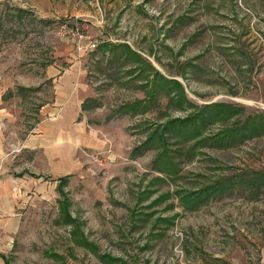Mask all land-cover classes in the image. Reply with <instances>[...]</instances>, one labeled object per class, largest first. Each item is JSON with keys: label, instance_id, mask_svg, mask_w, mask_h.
Masks as SVG:
<instances>
[{"label": "rangeland", "instance_id": "374dc122", "mask_svg": "<svg viewBox=\"0 0 264 264\" xmlns=\"http://www.w3.org/2000/svg\"><path fill=\"white\" fill-rule=\"evenodd\" d=\"M15 7L27 11L21 21L10 15ZM107 41L128 44L142 61L123 63ZM0 69L13 85L19 140L40 141L55 98H90L70 125L81 123L84 141L68 144L66 158L48 160L39 146L15 158L13 173L28 166L32 187L4 264H264V192L234 189L197 208L182 200L238 168L264 170V134L191 156L183 150L195 139L170 138L176 165L166 173L153 164L158 148L131 154L152 130L193 111L171 103L173 87L155 84L156 71L179 81L197 108L243 105L241 118L264 110V0H0ZM153 87L147 110L121 108Z\"/></svg>", "mask_w": 264, "mask_h": 264}, {"label": "trees", "instance_id": "16d2710c", "mask_svg": "<svg viewBox=\"0 0 264 264\" xmlns=\"http://www.w3.org/2000/svg\"><path fill=\"white\" fill-rule=\"evenodd\" d=\"M14 13L17 20L21 21L27 11L20 7L14 8ZM103 48H107L112 55L123 63L140 62L142 57L134 51L126 43L113 44L109 41L102 44ZM137 70L135 65L128 68V72ZM155 84L162 80L165 84L171 83L168 87H173V95L171 103L178 108H183V103L187 102L189 107H192V112L184 117H174L163 123L159 128L152 130L146 138L137 145L131 152L132 156L140 154L142 150L150 148H158V152L153 160V164L157 171L166 173L173 168L176 163L173 160V154L167 147L168 140L175 138L177 141L187 143V140L195 139L194 143L188 145L186 150H183L184 155H192L194 150H199L205 146L229 147L241 145L246 140L259 137L264 134V110L249 113L241 118L245 109L243 105L215 102L204 104L201 107H196L191 102L187 101L184 94V89L181 83L175 79H168L161 73L156 71ZM20 89V88H18ZM35 90V88H32ZM155 87L151 89L150 95L146 100L133 101L124 103L121 107L124 111L136 112L139 106H142L143 111L149 108L153 101ZM171 91V90H169ZM90 98H86L82 103V109ZM219 123V127L214 133L203 134L210 125ZM182 151V150H181ZM187 151V152H186ZM180 152V150L178 151ZM199 153V152H198ZM197 153V154H198ZM68 176L59 178L60 188L67 183ZM62 191V189H60ZM234 189H244L255 194L264 192V170H256L249 168H238L232 174L220 175L213 180L203 183L199 188H195L189 193L183 195V202L188 208H197L205 204L208 200L214 197H221L228 191ZM65 198V197H64ZM62 207L66 209L68 200L65 198L59 201ZM5 259V257H4ZM6 264V260H5Z\"/></svg>", "mask_w": 264, "mask_h": 264}, {"label": "crops", "instance_id": "0c3cea01", "mask_svg": "<svg viewBox=\"0 0 264 264\" xmlns=\"http://www.w3.org/2000/svg\"><path fill=\"white\" fill-rule=\"evenodd\" d=\"M66 80L62 75L53 78L54 83H57L58 86H62ZM12 86L5 79L3 70L0 69V264H4V253L10 248V243L19 228L21 201L24 200L27 189L32 187L31 177L33 176L27 174V172H32L28 166L22 173H13L14 163H17L15 158L21 151L30 154L37 146L44 155L49 157L48 160L51 156H55L57 159L66 158L68 144L73 149L77 147L76 144L79 141H84L85 133L81 123L77 124L74 130H71L70 125L75 113L77 115L80 110H83V101L89 98L79 99L78 104H76L73 95H68V102H65L66 99L55 98V101L48 107L51 109L48 113L51 119L39 126L41 137L40 141L36 143L32 133H28L21 140L16 135L18 127L14 126L15 116L8 102V97L14 94ZM65 86L66 92L73 90L70 85ZM16 89L18 90V87ZM70 103L75 106L73 112L67 110V108L70 109ZM45 108L46 106L43 105L42 109ZM53 150L55 152L50 153Z\"/></svg>", "mask_w": 264, "mask_h": 264}]
</instances>
